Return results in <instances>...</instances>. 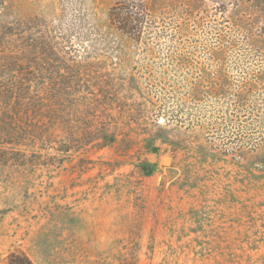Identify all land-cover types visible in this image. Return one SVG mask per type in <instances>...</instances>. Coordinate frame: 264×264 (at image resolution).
<instances>
[{
  "label": "rangeland",
  "instance_id": "rangeland-1",
  "mask_svg": "<svg viewBox=\"0 0 264 264\" xmlns=\"http://www.w3.org/2000/svg\"><path fill=\"white\" fill-rule=\"evenodd\" d=\"M118 1L0 0V81H35L0 264H264V0H142L140 37Z\"/></svg>",
  "mask_w": 264,
  "mask_h": 264
},
{
  "label": "trees",
  "instance_id": "trees-1",
  "mask_svg": "<svg viewBox=\"0 0 264 264\" xmlns=\"http://www.w3.org/2000/svg\"><path fill=\"white\" fill-rule=\"evenodd\" d=\"M147 6L142 0H121L111 6L107 12L109 24L123 33L132 37H140L147 15ZM16 61V55H12ZM25 75V77H22ZM33 82L28 77V72L21 73L9 81H0V136L3 142L13 144L17 142L22 132H30L31 127L27 125L29 109L35 103ZM42 94V105L48 95L47 86L42 84L39 88ZM151 169L150 163H145ZM7 264H32L24 253L11 252Z\"/></svg>",
  "mask_w": 264,
  "mask_h": 264
}]
</instances>
